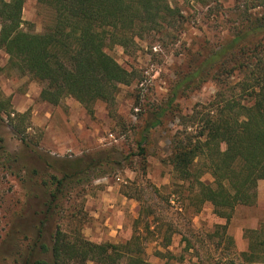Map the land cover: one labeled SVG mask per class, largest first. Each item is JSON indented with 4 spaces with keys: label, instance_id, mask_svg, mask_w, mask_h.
Returning <instances> with one entry per match:
<instances>
[{
    "label": "rangeland",
    "instance_id": "1",
    "mask_svg": "<svg viewBox=\"0 0 264 264\" xmlns=\"http://www.w3.org/2000/svg\"><path fill=\"white\" fill-rule=\"evenodd\" d=\"M167 1L177 10L175 26L137 39L128 50L108 49L135 76L131 85L120 86L113 105L99 102L91 111L71 97L57 106L44 102L43 85L9 67V56L0 49V264L24 263L31 255L50 199L41 179L31 181L23 165L33 167L41 155L54 169L70 173L87 158H104L106 150L116 163L93 168L65 187L45 242L56 230L99 244H126L136 237L154 264H246L241 254L249 249L252 231L264 232V181L257 186L256 204L238 206L227 225L210 203L197 212L187 179L170 164L172 139L183 131V117L217 107L219 94L240 98L237 87L245 72L238 66L244 60L234 73L231 63L221 77L215 69L176 97L174 92L238 30L264 22V0ZM23 11L26 30L42 33L53 23L52 10L37 0H26ZM257 54L264 57V47ZM256 59L252 55L251 62ZM242 98L247 103V94ZM162 108V124L147 128ZM220 151L236 160L224 143ZM54 169L45 171L46 178L56 174ZM202 180L213 183L211 174ZM34 254L48 258L39 248Z\"/></svg>",
    "mask_w": 264,
    "mask_h": 264
},
{
    "label": "trees",
    "instance_id": "2",
    "mask_svg": "<svg viewBox=\"0 0 264 264\" xmlns=\"http://www.w3.org/2000/svg\"><path fill=\"white\" fill-rule=\"evenodd\" d=\"M37 1L54 14L52 25L42 33L24 29L26 0H0V49L9 56V67L43 85L41 100L54 106L69 97L91 111L99 102L113 105L120 86L131 85L135 76L108 49L120 46L128 50L136 45L137 39L175 26L178 21L177 10L172 9L167 0ZM263 47L264 22L256 20L251 26L238 30L225 46L212 51L177 84L174 92L176 97L184 87L193 86L197 79L215 69L220 71L221 77L231 63H234L231 68L234 73L238 62L244 60L238 66L240 72H245L237 87L241 91L240 98H225L219 94L217 107L214 104L208 111H195L183 117V131L172 139L170 158L173 172L187 179L191 188L189 199L197 212L210 203L215 214L227 220V225L238 206L256 204L257 186L264 181V57L257 54ZM252 55H256L257 62H251ZM244 58L250 62L246 63ZM245 94L247 103L242 98ZM165 113L162 108L147 128L161 125ZM192 128L197 130H190ZM223 143L236 160L222 155ZM140 148L144 155L142 144ZM87 159L70 173L54 169V163L41 155H37L33 167L28 163L23 165L31 181L36 183L41 179L40 185L50 197L41 214L38 237L32 249L34 252L41 249L48 258L36 259L31 251L24 263L19 264H64L66 261L154 264L144 256L140 239L136 237L126 244H99L82 235L72 240L62 230H56L47 234L48 243L45 242L50 215L65 187L93 168L116 163L108 150L104 158ZM52 168L57 175L46 178L45 171ZM205 174L212 175L211 185L202 180ZM252 234L249 249L241 256L246 264H264V232L254 230ZM15 249V245L11 247L12 251ZM230 264L236 263L231 260Z\"/></svg>",
    "mask_w": 264,
    "mask_h": 264
},
{
    "label": "crops",
    "instance_id": "3",
    "mask_svg": "<svg viewBox=\"0 0 264 264\" xmlns=\"http://www.w3.org/2000/svg\"><path fill=\"white\" fill-rule=\"evenodd\" d=\"M119 227V226H118ZM106 243H111V242H106Z\"/></svg>",
    "mask_w": 264,
    "mask_h": 264
}]
</instances>
